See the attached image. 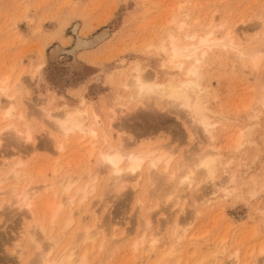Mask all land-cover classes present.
<instances>
[{"label":"rangeland","instance_id":"rangeland-1","mask_svg":"<svg viewBox=\"0 0 264 264\" xmlns=\"http://www.w3.org/2000/svg\"><path fill=\"white\" fill-rule=\"evenodd\" d=\"M211 20L216 24L214 37L217 39L224 37L227 31H236L240 36L243 33L249 41L259 40L264 38V0H0V81L8 75V84L16 94L17 109L23 111L22 120L14 118L12 121L20 128L27 123L38 144L37 151L22 158L26 164V181L28 177L32 179L28 185L38 187L53 183L67 171L78 176L98 168L102 175L95 191L82 204L84 209L81 206L76 224L64 232L65 240L73 232H79L77 225L82 216L86 220L81 228L92 227L95 222L105 227L116 224L120 226L117 238L124 230L131 232L132 238L141 233L145 236L155 233L156 238H160L152 252L142 248L136 254L131 252V242H120L109 259L106 258L105 243L106 248L98 254L100 258L96 256L95 247L88 254L86 264H194L204 256L208 259L204 264H229L235 252L240 256V263L264 264V215H259V210L264 207V58L256 70L249 58L234 59L232 52L214 47L202 62L210 116L218 122L213 131L214 144L221 152L216 179L227 177L222 165L228 161L231 171L241 173L246 170L237 179L236 190L226 187L217 195H211L213 183L199 174L190 179L193 182L191 188L185 187L182 167L183 170L188 168L187 172L194 169L195 158L206 150L208 143L200 130L185 117L184 122L183 116L175 115L172 108L165 109L161 102L150 108L131 103L123 114L119 109L114 110L112 143L117 142L116 132L120 129L123 138L135 140V151L163 146L173 155L170 168L178 169V172H174L175 177L170 175L171 169L164 172L167 178L170 176L161 181H165L164 185H159L158 173L154 171L150 172L151 176L156 175L155 184L152 183L153 177L150 182L145 181L147 171L144 166L138 183L127 182L118 193L108 190V171L97 166L96 153L89 157V147L82 148L72 139L65 142L67 146L62 157L54 149H47L53 137L57 141H63V137L40 119V109L34 106L37 100H50L51 112L56 113L85 102L87 108L95 109L104 119L106 108L117 95L127 98V91L120 85L131 79L135 64H140L145 73L156 72L162 76V59L155 52V46L166 33H177L175 24L185 22L190 32L193 30L203 35L205 30L209 31L207 27ZM78 40L86 45L81 46ZM37 67L35 79L31 76ZM3 102L0 97V104ZM6 123L5 120L0 122V164L5 152L8 157L14 151L22 152L24 147L30 146V143L18 139L15 140L19 141L18 144L10 142L15 136L6 133ZM238 132L243 135L241 141L244 143L235 150L232 143ZM199 140L205 144L200 141L202 145H199ZM16 159L9 158L10 161ZM67 162L70 165L68 170ZM54 167L57 168V177L52 173ZM5 172V167L0 165V176ZM6 185L8 187V184L0 185V191L8 190ZM56 188V184L47 191L40 187L37 204H34L37 216L34 219L27 217L23 223L24 210L7 202L11 193L1 195L0 192V264L33 263L36 251L27 248L23 239L19 254L15 255L13 240L32 219L45 224L50 221L52 206L49 205ZM253 190L257 192V198L251 197ZM201 196L205 197L203 202L192 206ZM181 203L185 205L181 207ZM73 208L76 210L77 206ZM65 214L66 208L52 226L53 235L60 232L58 229L62 228L60 222ZM191 214L194 223L188 231L192 238L181 247H174L171 256L158 261L161 253L171 245L173 222L189 219ZM91 217L94 218L91 220ZM145 222L150 224L147 230L144 229ZM56 254L54 251L53 256Z\"/></svg>","mask_w":264,"mask_h":264},{"label":"bare ground","instance_id":"bare-ground-1","mask_svg":"<svg viewBox=\"0 0 264 264\" xmlns=\"http://www.w3.org/2000/svg\"><path fill=\"white\" fill-rule=\"evenodd\" d=\"M174 27L177 33L171 31L166 33L164 39H161L155 46V52L162 59L161 67L164 71L162 76L158 75L156 72L145 73V70L140 64H135L132 69L133 74L131 79H128L120 85L124 91H127V98H122L120 95H117L114 101L109 104L111 106L106 108L104 119L96 112L95 109L87 108V106L84 104L85 102L79 103L81 104L79 107L69 110L66 108L64 110L61 109L60 112L56 113L51 112L49 102L50 100H37V103L34 102V106L39 107L38 109H40V112L38 113L40 119L45 120L49 128L53 129L56 133L63 137V141H57L55 137H53V140L50 138V136H48L52 142L48 144L49 147L47 149H54V152L58 153L62 157L65 147L67 146L65 144L70 142L72 139L76 140L74 144L82 146V148L89 147V157L96 153L98 155L97 166H100L105 171H108L107 188L109 191H114V193H118L120 190H122L127 182L134 181L138 183V181L141 179L142 168L144 166H146L145 171H147V174L145 171H143V174H146L147 178L146 180L144 177L145 181L150 182L151 178L153 177L152 183L155 184L156 175L151 176V172L154 171L155 173H158L157 178L160 180L159 185H162L161 183H163V185L165 184V181L161 182L163 179L166 180L167 178V175H165L164 172L167 173V171H170L171 169L172 171H170V175H173L174 177V172H178L177 168H175V170L177 169L176 171L170 168L173 155L171 151H167L166 148L163 149V146H161L162 148L160 146L154 148L147 147L145 151L144 149L143 151L140 149V152L138 150L135 151L133 150V145L136 144L135 140L131 141L130 138H123V133L119 132L120 129L116 132L118 136L117 142L114 144L112 143V131L115 129L114 120L116 118V112L114 110L119 109L123 114L125 113L123 111L129 110V105L131 103L133 105L139 104L141 106L150 108L152 104L154 105L161 102L165 105L163 106L165 109L166 107L172 108L171 111L175 112V115L180 114L179 118L183 116V121L185 117L186 121L191 123L193 127L195 126L198 130H200L201 133H203V136L208 143L206 150L201 151V153L195 158L196 160L193 163L194 169H189L187 172L186 169L188 168L183 170L182 167V173L185 171L184 175L182 176V182L186 188L192 187L191 185L193 182H191L190 179L199 174V176L201 175V177L207 182L213 183L211 195L221 194L223 189L226 187H232L234 190H236L237 186L235 187V184L237 179H239L246 172L245 170L240 171L241 173H239L236 169V171H231L227 165L230 164V161H228L222 165L224 169L223 174L227 177L218 180L216 179L219 164L218 160L221 157V152L219 151L220 148L214 144L215 137L213 131L218 125V122L214 121L210 116L212 112L209 109L210 105L209 94L207 92L208 88H206L203 84L204 80L202 76L201 65L208 55V52L212 51L214 47H218L223 51L232 52L234 59L238 58L242 60L245 57L249 58V60H247L250 61L256 70H258L262 59L264 58V38L255 41H249L243 33H241L240 36L236 31H227L224 37L217 39L214 37L216 24L212 20L207 27L209 31L205 30L203 35H199V32L197 33V31L193 30L190 32L189 28H187L188 25L185 22H178ZM79 41L80 40H78V44L81 46L86 45V43ZM38 68L39 67H37V70H35L31 76L32 78L36 79ZM5 77V79L0 81V97L4 99V102L0 104V122L2 123V120L7 121L4 126L5 129H3L7 131L6 133L9 134V136L13 135V138L15 136L14 140L10 142L13 143V141L18 139L23 141V143H30V146L24 147V149L22 147V152L16 150L11 155L7 153L9 155L8 157H6V152L3 154L6 158H3V161L0 165L5 167L6 172L0 176V185L8 184V187L7 185L5 186L8 190L5 192L0 191L1 195H5L6 193L12 194H9L10 197L9 201L7 202H10L9 204L12 206H17L18 209L24 210V215H22L23 223V220L27 219V217L34 219V216L36 215L35 211L37 210H35L34 204L38 200L37 195L40 187L41 189L43 188L45 191H47L55 184L57 186L52 194V198L54 197L51 201L52 204L49 205L52 207H50V221L48 220V225L45 224L44 221L43 223L45 225L42 223V221L39 222L32 219V221L28 223L29 225L27 224L28 226L26 225L25 229L18 232V235L15 236L12 244L13 253L15 255L19 254V248L21 246L20 244L23 242V239L25 240L27 248L29 247L31 248V251H36V255L34 253L35 259L33 258L34 264H86L88 262V254H90V251H92L95 247L97 248L96 251L98 252L96 256L100 258V255L98 254H100L102 249L106 248L105 243L107 244L108 250V255L106 258L108 259L112 256L114 250H116L117 244L120 242H131L130 248L132 249V254H136V252L142 248H145L151 252L157 248L160 238H156L157 234L155 235V233H151L150 235L148 234V236H145L141 233L139 237L132 238L131 232H126L124 230L120 233V238H117L116 233L120 226H117L116 224H110L109 227H105L103 224H95V220V223L93 222L94 225L92 227L85 226L81 228L82 222L86 220L84 216H82L84 219L80 217L81 219L79 218L78 221L77 229L80 228L79 232H71L72 234L70 233V237H68L67 241L65 240L64 232L70 227L72 228V224L75 223L76 218H78L76 215L79 213L82 204H84L91 194L93 195L96 185L100 179V175L102 174H100V170L98 168L95 169V167L92 169L93 171L87 170L85 174L78 176H75L73 173L67 171L57 180L54 179L55 182L53 183L43 184L42 186L37 185L38 187H30L28 182H31L32 179L28 177V182L26 181L27 172L24 170V168H26V164L22 162V158L27 157V154L37 151L38 144L36 145L35 138L33 137L34 135H32L33 129L31 130L27 123H23L22 128H20V126H16L15 122L12 121L14 118H17L16 120L18 121L22 120L24 116L23 111L17 109L18 102H15L16 94L11 91L14 89H11L8 84V75ZM262 102L264 103V96ZM243 132L246 133V131ZM189 134L192 135L191 133ZM237 134L239 135L235 136L236 139L234 142L232 143L231 141V143L234 144L233 149L235 150H239V148L242 146V143H244L241 141L243 140V135H241L240 132ZM246 134L244 135L246 136ZM190 139L193 140L194 138ZM18 140L14 143L18 144ZM200 141L201 140H199V142L197 141L199 145L205 144V141H201L202 144H200ZM172 150H174V148ZM16 157L18 158L16 161L9 160V158L14 159ZM68 166L70 165L67 162L66 169ZM52 171L53 175L57 177V168L54 167ZM171 178L173 177L171 176ZM82 179H84L83 182L81 181ZM158 180H156V182ZM79 181L82 183H80L78 187L74 188V191H71L73 186ZM152 187H155L156 189L158 188L156 186ZM256 193L257 192L253 190V192L250 194L251 197L257 198ZM204 198V196H201L199 200L194 201L192 206H196L203 202ZM180 205L182 207L185 204L181 203ZM73 206H77V209L75 210ZM64 208H66L67 214H65V217L61 220L62 223L60 222V226L62 228L61 230L58 229V231H60L58 234L53 235L52 226H54L56 218ZM89 214L91 215V213ZM259 215H264V207L259 210ZM190 217L194 218L191 214L188 216L189 219L186 217V219H176L173 222L170 234L172 236V242H170L171 247H168V249L165 251L166 253L163 251L161 253L162 255L160 254L161 258H159L158 261H160V259L163 260L165 257L168 258V256H171L174 247H181L184 243L189 241L190 238H192V236H189L188 228L192 226L194 219H191ZM93 218L91 217V220ZM149 225V222H145L144 229L147 230ZM54 251L57 253L56 256H53ZM143 253L146 254V251ZM207 260L208 259L205 256L200 257L199 260L194 264H204ZM213 261H216V259ZM240 261L241 259L238 252H235L233 255H231L229 264H247L240 263ZM176 263L180 264V262Z\"/></svg>","mask_w":264,"mask_h":264}]
</instances>
